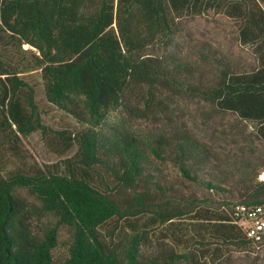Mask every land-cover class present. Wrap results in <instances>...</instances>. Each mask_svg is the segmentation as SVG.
<instances>
[{
    "label": "trees",
    "instance_id": "16d2710c",
    "mask_svg": "<svg viewBox=\"0 0 264 264\" xmlns=\"http://www.w3.org/2000/svg\"><path fill=\"white\" fill-rule=\"evenodd\" d=\"M208 11L228 20L229 50L198 40L195 62L180 54L181 19ZM190 105L213 134L240 135L239 156L219 158L194 133ZM54 111L65 126L44 122ZM34 132L73 152L19 165ZM261 171L264 0H0V264H210L255 252L264 245L235 208H264Z\"/></svg>",
    "mask_w": 264,
    "mask_h": 264
},
{
    "label": "rangeland",
    "instance_id": "374dc122",
    "mask_svg": "<svg viewBox=\"0 0 264 264\" xmlns=\"http://www.w3.org/2000/svg\"><path fill=\"white\" fill-rule=\"evenodd\" d=\"M226 21L228 20L224 15H222L221 13L214 14L212 11H208L207 14L197 16L192 19L182 18V28L179 32L180 39H178L180 54H182L183 56H189L190 59L196 62L197 58L194 49L196 48L198 40L208 41L214 46L220 47L221 50L228 51V27L225 23ZM234 47L233 48L237 52H239V48L236 46ZM23 48L25 49L29 47L28 45H23ZM19 54L22 55L23 53L21 52ZM19 54H17L15 58L11 60V63L13 65L18 62ZM241 54L247 58L251 56L249 49H243ZM26 57H29L28 54H26ZM26 77L27 79H29L28 76ZM29 80L33 81L32 79ZM189 109L194 114L192 115V117L196 122V125H194L192 122L190 124L189 122V125H191L190 127L202 141H205L208 144H216V152L219 158L225 159V157H234L233 155L239 156L237 147L238 145L242 144L239 134L232 133L228 126L223 127L226 130L225 135H221L220 132L213 134L212 131L214 126H211V120H207V123H203L202 117H200L199 113H196L195 107L190 105ZM61 117L62 114L56 111L43 114L44 122L53 128H58L61 125L65 126V122H67V120H63V118ZM225 119V121H231L233 117L226 116ZM143 125L148 124L143 123ZM248 130H250V127L248 128ZM22 140L26 155L24 158L17 159L19 165H29L34 161H36L40 166H43L45 164L51 165L52 163L59 161L61 157L70 155L73 152L72 149L66 154L60 156L58 153L51 149L47 142L42 139L40 132H34L30 136L22 138ZM246 155L249 156V153H246ZM14 165L15 163L10 162L7 165V168L12 169L14 168ZM263 172L264 171H261L258 174V180H264V176H262V174H264ZM198 192L201 193L200 188L198 189ZM61 239H63V236H61ZM146 249L148 250V252L152 251L154 249V246L148 244V248ZM64 251L65 247L60 245L55 250L54 255L61 256ZM210 264H264V246H261L255 252H234L228 258H222L217 261L211 262Z\"/></svg>",
    "mask_w": 264,
    "mask_h": 264
},
{
    "label": "built area",
    "instance_id": "2783aa9c",
    "mask_svg": "<svg viewBox=\"0 0 264 264\" xmlns=\"http://www.w3.org/2000/svg\"><path fill=\"white\" fill-rule=\"evenodd\" d=\"M235 215L238 217V223L245 229L247 237L264 245V208L239 205L235 208Z\"/></svg>",
    "mask_w": 264,
    "mask_h": 264
}]
</instances>
